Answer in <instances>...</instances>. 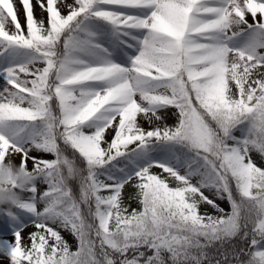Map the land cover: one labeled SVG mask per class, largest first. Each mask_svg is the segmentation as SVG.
<instances>
[{
    "label": "snow or ice",
    "instance_id": "snow-or-ice-1",
    "mask_svg": "<svg viewBox=\"0 0 264 264\" xmlns=\"http://www.w3.org/2000/svg\"><path fill=\"white\" fill-rule=\"evenodd\" d=\"M61 2L36 0L45 22L20 0L22 25L0 0V161L31 160L45 185L18 205L38 231L12 264H264V0Z\"/></svg>",
    "mask_w": 264,
    "mask_h": 264
},
{
    "label": "rangeland",
    "instance_id": "rangeland-1",
    "mask_svg": "<svg viewBox=\"0 0 264 264\" xmlns=\"http://www.w3.org/2000/svg\"><path fill=\"white\" fill-rule=\"evenodd\" d=\"M19 16H22L23 19V24H25V16H24V12L22 9V6L20 4V0H13ZM74 0H63V2H61L59 4L60 10L63 14H67L68 12V8L66 7L67 4H71L73 3ZM33 4H34V14L36 16L37 19H43L45 20V22L47 21V13L43 12L40 7L38 6V4L36 3V0H33ZM248 20L249 22H252V17L249 14L248 15ZM9 27H11V25H9ZM119 60V56L116 57ZM4 82L2 79H0V90L3 89L4 87ZM164 111V110H162ZM161 111V112H162ZM166 111V110H165ZM164 111V112H165ZM167 111H171V116H173V118L171 119V121L165 122V123H160L159 121H155L153 122V127L159 123L161 124V126H163V124H167L169 126H172L176 123V118L173 115V113L176 111L175 109L169 108L167 109ZM161 112L159 113L160 116ZM139 123L141 124V126H143L144 128H149L150 125L147 123V121L143 118V116L138 118ZM108 139L112 138L113 132L112 130H109L108 132ZM236 135H240V133L237 131ZM30 147V146H29ZM254 160L259 164L261 162V158L257 153H252ZM30 156H36V157H43L45 159H53L54 157L51 154H43L40 152H37L36 150H33L30 153ZM8 160L11 159L13 160L17 165H19L21 163V156L19 154H16L14 156L8 157ZM27 167L29 169H32L33 164L32 161L29 160ZM154 172H159V169H153ZM181 171L183 172L184 169H181ZM196 182V179H193V183ZM34 183L36 185H38L40 187V191L41 193L45 190V185L43 183V178L42 177H38ZM135 183V182H133ZM170 183L173 184L174 186V181H170ZM205 194L208 195L210 198L214 199L215 202L222 208L225 209L226 212L230 211V205L227 201V199H218L215 194L214 191H210V190H204ZM23 198H27L29 197L31 194L29 192H23ZM135 195H136V190L131 186V185H126L124 191H123V203L124 205L128 206L129 211H131L132 209H137L139 210L141 208V205L138 203L137 199H135ZM9 206L8 205H4V206H0V264H12V260H11V250L13 247H15L16 242H17V236L16 234L18 232H22V246L25 248H30L31 247V241L29 239V234L38 231V229L35 227V223L37 222V217L32 214L31 212H28L27 210L19 207V206H15L12 208V213H14V215H10L7 212L4 211V209H7ZM41 209H42V204L40 205ZM200 211L202 213H208L211 215H219L218 212H216L211 206L206 205V204H202ZM52 227L56 228L57 230H59L61 232V235L64 237V239L68 242L70 249L75 251L78 248V241L77 239L68 231L65 230L63 228H60L58 225H51ZM50 243H52V241H50ZM247 257H245L246 259Z\"/></svg>",
    "mask_w": 264,
    "mask_h": 264
},
{
    "label": "clouds",
    "instance_id": "clouds-1",
    "mask_svg": "<svg viewBox=\"0 0 264 264\" xmlns=\"http://www.w3.org/2000/svg\"><path fill=\"white\" fill-rule=\"evenodd\" d=\"M36 175L23 163L17 165L7 158L0 161V206H9L5 212L14 215L12 208L22 203V194L33 186Z\"/></svg>",
    "mask_w": 264,
    "mask_h": 264
},
{
    "label": "trees",
    "instance_id": "trees-1",
    "mask_svg": "<svg viewBox=\"0 0 264 264\" xmlns=\"http://www.w3.org/2000/svg\"><path fill=\"white\" fill-rule=\"evenodd\" d=\"M58 111V110H57ZM62 147H64L63 145H61ZM66 154L67 155H69L70 157L73 155V153H72V151L71 150H67L66 149ZM77 163L81 166V167H84V163H83V161L77 156ZM72 187H73V189H74V192H76L77 193V195L79 194L78 193V184L75 182V181H73L72 182ZM85 215H87V209L85 208ZM226 248H228L229 249V251H231L232 250V248L233 247H235L237 250L239 249V248H247L248 247V244H247V242H242V241H240L239 239H237V240H234L232 243H231V245H226L225 246ZM219 248V245H216L214 248H210L208 251H209V253H210V255H212L213 257H215V258H219V254H218V252H217V249ZM245 258V257H244Z\"/></svg>",
    "mask_w": 264,
    "mask_h": 264
},
{
    "label": "bare ground",
    "instance_id": "bare-ground-1",
    "mask_svg": "<svg viewBox=\"0 0 264 264\" xmlns=\"http://www.w3.org/2000/svg\"><path fill=\"white\" fill-rule=\"evenodd\" d=\"M19 18H20V21L23 22L22 16H19ZM164 111L161 112V115H162L161 117H163V120L159 121L160 123L171 121V119L173 118V116H171V113H172L171 111H167V110L165 112Z\"/></svg>",
    "mask_w": 264,
    "mask_h": 264
}]
</instances>
